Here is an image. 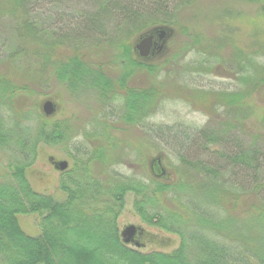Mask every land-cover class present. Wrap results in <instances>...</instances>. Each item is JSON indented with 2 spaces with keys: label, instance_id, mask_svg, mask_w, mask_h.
<instances>
[{
  "label": "trees",
  "instance_id": "trees-1",
  "mask_svg": "<svg viewBox=\"0 0 264 264\" xmlns=\"http://www.w3.org/2000/svg\"><path fill=\"white\" fill-rule=\"evenodd\" d=\"M40 1L0 0V23L12 20V37L21 44L31 42L37 47L44 46L46 51H54L61 45L59 36L62 34H50L34 17ZM197 2L103 0L99 12L81 21L89 24L82 28L83 33L79 32L81 24L73 25L76 35L73 43L91 38L97 40L106 31L103 27L106 21H118L113 28L116 36L111 40L117 53L122 54L132 71L161 73V65L149 66L132 58L128 39L145 29L177 28V13L188 7L195 9ZM249 26L253 29L252 54L237 50L228 61L229 71L234 72V66L237 68L239 89L232 92L191 89L187 92L181 86L196 105L215 102L214 112L217 111L215 107H225L234 115V122L226 120L218 125L219 132L209 135L201 132L205 135L202 145L206 150L212 144L219 146L222 164L192 160L182 155L188 143L180 136L159 135L167 142L172 137L173 150L181 163L176 168L175 178L166 182L163 181L165 176L154 174L147 178L124 175L114 169L123 165V158L117 155L116 159H111V152L119 149L112 136H96L94 132L90 136L87 134L84 143H73L74 136L69 134L71 128L58 121L50 124V118L44 114L39 115L40 124L35 130L16 123L11 127L10 121L0 116V149L10 153L5 172L0 175V264H264V161L255 143L244 148L237 144L235 150L234 145L236 147L239 140H232L234 136L230 135L241 127L239 122L246 120L248 110L255 115L261 103L260 112L264 113V23L251 20ZM222 44L224 41L218 44L219 50ZM195 50V46H190L186 53ZM21 53L23 50L17 48L14 54ZM179 56L177 52L173 54V57ZM210 56L196 62L190 72L220 71V58ZM53 69L57 80L70 93L95 92L102 103L121 98V91H124L126 99L132 93L137 99L152 98L154 106L166 96L168 87L160 83L154 93H137L130 90L124 80L109 78L101 67L84 62L77 51L69 57L59 55ZM0 89V95L6 97L13 94L16 87L6 85ZM145 107L149 106L139 109L127 105V111L137 112V118L124 116V122L132 124L143 117ZM245 109L247 112L242 117L241 111ZM20 116L23 120V115ZM163 131L166 130L160 133ZM228 135L232 142L226 140ZM189 138L192 140L195 135L190 134ZM62 143L70 146L72 166L60 174L59 187L66 199L59 202L35 192L28 172L37 160L41 144L56 146ZM128 194L135 196L133 207L144 224L179 238L177 249L142 253L123 242L118 219ZM196 198L203 203H196ZM32 214L41 216L38 237L27 235L18 220L19 216ZM150 237L155 241L154 236Z\"/></svg>",
  "mask_w": 264,
  "mask_h": 264
},
{
  "label": "rangeland",
  "instance_id": "rangeland-1",
  "mask_svg": "<svg viewBox=\"0 0 264 264\" xmlns=\"http://www.w3.org/2000/svg\"><path fill=\"white\" fill-rule=\"evenodd\" d=\"M102 1H40L33 15L50 34L51 32L58 36L62 34L59 36L62 39L61 45H57L56 51H46L44 46L37 47L31 42L21 44L12 37V20L7 24L0 23V88L3 86L5 88L6 85L16 87L13 94L6 97L0 95V116L10 121L11 127L16 123L22 128L35 130L40 124L39 115L43 114V105L51 100L57 109L54 116L48 118L49 123L58 121L68 125L71 128L70 136H74L73 143L80 141L84 143L87 141L86 136L94 132H97L96 136H112L119 149L111 152V159H116L117 155L123 158V165H117L114 169L124 175H142L143 178H147V175L152 174L153 163L159 159L160 166L166 171L163 181L170 182L175 178L176 168L181 163L173 150L170 141L172 137L167 139V142L159 135L180 136L181 140L188 143L182 155L192 160L200 159L222 164L223 161H219L218 156L219 146L212 144L206 150L202 145L205 135L201 132H207L208 135L219 132L221 129L218 125L226 120L234 122V115L225 107L221 109L215 107L217 111L214 112L215 102L209 105H196L194 101L188 99L187 93L184 94L181 86L185 87L187 92L191 89L201 92H232L239 89L236 79L237 68L233 67L235 73L229 71L231 68L228 61L237 50L252 54L253 29L249 23L251 20L264 23L262 9L264 0L250 3L245 0H198L195 9L188 7L177 13V28L160 26L152 30L145 29L130 37L127 42L131 47L132 58L149 66L161 65V73L141 69L132 71V67L122 58V54L117 53V49L112 45L114 41L111 40L116 36L113 28L118 21H106L103 26L106 31L100 34L97 40L91 38L73 43V37L76 36L73 33L75 29L73 25L81 24L79 32L83 33L82 28L89 27V24L87 21L82 23L81 21L85 16L99 12ZM170 12H173L172 8ZM235 15L238 17L234 18ZM158 29L167 31L165 49L161 54L141 58L135 46L140 38L155 34L153 32ZM70 31L72 32L68 33ZM85 31L87 32V29ZM222 41L224 44L219 50L218 44ZM190 46H195L197 50L187 54L186 49ZM17 48H21L23 53L15 56ZM76 51L84 62L101 67L107 77L124 80L130 90L137 93H154L157 86L162 83L168 86L165 90L166 96L152 106V98L137 99V96L130 93L126 99L124 91H121V98L105 103L100 101L95 92L86 91L74 95L57 80L53 67L59 55L69 57ZM176 52L180 54L177 58L173 57ZM210 55L214 57L217 55L220 58L222 65L220 71L210 74L190 72V68L192 69L196 62L203 61L211 57ZM127 105L139 109L141 106L149 107L144 108L143 117H138L132 124H126L124 116L137 118V112L127 111ZM262 107L263 104L260 103L255 115L248 110L246 120L241 119L239 122L241 127L233 130L234 133H229L234 136L233 139L229 135L225 138L227 141L239 140L234 149L238 145L244 148L255 143L264 161V113L260 112ZM241 112L244 113L242 117H245L247 109ZM20 114L23 115V120ZM162 130L166 131L160 133ZM190 134L195 135V138L191 140ZM69 147L68 143L56 146L40 145L37 160L28 172V180L35 192L51 196L59 202L65 201L66 195L59 187L61 172L55 169L50 159L57 162L67 161L71 167ZM9 159L10 153L0 149V175L5 172ZM134 200L133 194H128L125 198V208L118 219L120 235L125 228L135 226L154 236L155 241L146 236L140 247L137 248L133 244H129V247L142 253L172 252L177 249L180 244L179 238L144 224L134 210ZM194 201L203 203L199 198ZM18 220L27 235L31 237L41 235L40 215L19 216Z\"/></svg>",
  "mask_w": 264,
  "mask_h": 264
},
{
  "label": "water",
  "instance_id": "water-1",
  "mask_svg": "<svg viewBox=\"0 0 264 264\" xmlns=\"http://www.w3.org/2000/svg\"><path fill=\"white\" fill-rule=\"evenodd\" d=\"M157 32L159 34L158 40L162 43L157 48V43L155 42V34L152 35H146L140 38L137 45L135 46L136 51L138 52L139 56L141 58H147L150 56L152 51L156 50H162L163 49V42L165 41V38L167 37V31L166 29H158L155 30L154 33ZM56 104L52 102L51 100H48L45 102V104L42 107V112L45 117L50 118L56 113ZM50 162L55 165V169H57L60 172H65L69 168V164L67 161H54V159H50ZM152 172L154 176L156 177H162L166 174V171L160 166V160H156L152 165ZM141 230V228H137L135 226H129L123 230L121 233V237L123 239V242L127 245L134 244L137 248L140 247L139 244L135 241L134 236L137 232V230Z\"/></svg>",
  "mask_w": 264,
  "mask_h": 264
},
{
  "label": "flooded vegetation",
  "instance_id": "flooded-vegetation-1",
  "mask_svg": "<svg viewBox=\"0 0 264 264\" xmlns=\"http://www.w3.org/2000/svg\"><path fill=\"white\" fill-rule=\"evenodd\" d=\"M157 36V37H156ZM158 36L159 34H157V32L155 33V42L157 43V48L162 45V43L158 40ZM166 41H167V37L165 38V41L163 42V49L162 50H156V51H152L151 55L150 56H155L156 54H161V52L165 49L166 47ZM149 56V57H150ZM148 57V58H149ZM147 236V234L145 233L144 230H137L135 236H134V239L135 241L139 244V246L142 245V242H143V238H145Z\"/></svg>",
  "mask_w": 264,
  "mask_h": 264
}]
</instances>
